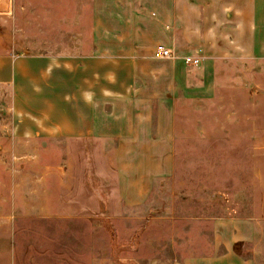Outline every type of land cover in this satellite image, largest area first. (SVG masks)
I'll return each instance as SVG.
<instances>
[{"label":"rangeland","instance_id":"1","mask_svg":"<svg viewBox=\"0 0 264 264\" xmlns=\"http://www.w3.org/2000/svg\"><path fill=\"white\" fill-rule=\"evenodd\" d=\"M91 1L0 0V78L6 79L0 80V264H173L175 254L208 248L215 233L205 216L254 222L252 238L237 250L264 264V58L215 63L207 94L182 105L189 113L178 122L170 176L155 181L150 199L120 219L98 214L79 183L85 154L44 147L47 102L61 97L46 84V56L74 52L77 36L91 35ZM134 2L141 11L149 1ZM119 4L113 12L100 0L103 29L119 28L109 14L123 20L130 12L124 0ZM200 59L191 67L199 68ZM58 166L70 200L48 202L46 211L45 188L60 193L56 178L47 183Z\"/></svg>","mask_w":264,"mask_h":264},{"label":"crops","instance_id":"2","mask_svg":"<svg viewBox=\"0 0 264 264\" xmlns=\"http://www.w3.org/2000/svg\"><path fill=\"white\" fill-rule=\"evenodd\" d=\"M148 1L136 11L134 0H124L130 12L123 20L109 14V24L119 28L107 31L101 27L106 20L102 23L98 16L100 0H92L91 35L77 36L82 40L74 52L59 55L51 50L43 70L50 89L61 90L59 102H47L50 125L44 147L85 154L81 168L86 167V173L78 176L79 183L96 201L98 214L110 219L146 203L154 182L170 176L178 122L186 110L182 105H193L199 95L207 94L215 63L264 58V0ZM108 2L113 12L122 6L119 0ZM158 46L173 51L177 60L154 58ZM186 56L204 61L199 68L187 66ZM58 72L73 77L58 81ZM54 168L59 172L47 183L56 178L60 193L45 188L46 211L48 202L70 200L62 167ZM204 219L215 233L208 248L175 254L173 264H253L240 257L237 245L250 241L254 222ZM219 229L226 237L217 235Z\"/></svg>","mask_w":264,"mask_h":264},{"label":"built area","instance_id":"3","mask_svg":"<svg viewBox=\"0 0 264 264\" xmlns=\"http://www.w3.org/2000/svg\"><path fill=\"white\" fill-rule=\"evenodd\" d=\"M153 56L156 59H165V60H175L177 58V55L173 51L168 50L161 46L155 48ZM183 62L184 64L189 66H198L201 62V59L200 57L186 56L183 58Z\"/></svg>","mask_w":264,"mask_h":264}]
</instances>
